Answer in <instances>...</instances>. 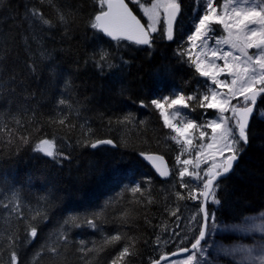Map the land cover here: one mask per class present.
Segmentation results:
<instances>
[{"label": "trees", "instance_id": "16d2710c", "mask_svg": "<svg viewBox=\"0 0 264 264\" xmlns=\"http://www.w3.org/2000/svg\"><path fill=\"white\" fill-rule=\"evenodd\" d=\"M179 2L174 39L168 41L158 31L151 47H137L111 43L89 27L99 11L97 0H0V127L7 124L15 130L11 143L0 131V264L10 261L8 237L17 233L18 245L25 237L24 222L10 214L11 205L2 206L13 193L25 218L38 210L46 213V218L33 221L37 238L16 249L23 264H110L129 239L99 252L81 248H99L105 237L117 233L135 241L136 254L126 258L127 264H151L160 257L155 243L159 231L183 217L190 199L175 195L188 193L179 187L174 167L180 148L169 138L172 133L151 100L177 92L203 93L208 83L179 55L200 3ZM31 9L40 10L55 26L41 24ZM58 12L67 24H60ZM101 49L108 60L97 67ZM188 103L191 107L181 111L198 124L202 117L212 118V111L205 114L195 101ZM128 115L130 123H118ZM247 133L233 172L217 183L220 203L207 205L215 214L211 226L218 231L213 242L226 250L236 245L252 250L263 243L256 238L264 223V95ZM21 136H28L29 142L23 143ZM41 139L54 140L58 155L43 157L34 151ZM104 139L115 146H90V141ZM141 153L162 155L171 169L169 180L159 181L140 160ZM184 180L193 187L188 176ZM136 185L143 194L132 193ZM93 218L95 229L85 223ZM73 220L81 226L75 227ZM248 221L256 230L245 227ZM61 232L68 236L67 244L59 242L56 255L45 249L37 258L42 246ZM163 251L169 254L172 249ZM224 254H215L220 256L218 264H251L241 255L226 259Z\"/></svg>", "mask_w": 264, "mask_h": 264}, {"label": "snow or ice", "instance_id": "6c2138e0", "mask_svg": "<svg viewBox=\"0 0 264 264\" xmlns=\"http://www.w3.org/2000/svg\"><path fill=\"white\" fill-rule=\"evenodd\" d=\"M132 2L139 7L143 13L142 17L138 18L125 0H97L99 11L90 19L89 27L112 41H130L136 45L149 47L152 45V34L158 31L168 41L174 39L175 24L181 13L179 0H132ZM30 11L32 17L41 24L50 28L55 26L52 21L44 17L40 10L31 9ZM196 11L198 15L194 18L192 28L187 35L186 47L179 55L186 57L187 61L195 67V71L207 79L205 91L187 96L183 92H177L171 96H161L159 99L151 100V104L159 111L164 126L175 134L169 138L180 147L176 163L183 167L179 168L177 179L180 181L179 187L188 189V193L187 196L180 192H176L175 195L178 199L198 201L199 212L203 214V223L198 230V235L191 243V248L185 247L180 250L189 254L179 264H203L201 258L205 253V248L202 241L206 240L209 221L214 220L215 216L209 211L207 205L209 201L214 204L220 203L217 197L219 185L216 180L233 168V162L238 159L242 150L239 145L247 144L249 119L254 113L258 97L264 95V0H223L222 3H217V0H202V8L198 7ZM58 20L60 24L68 23L62 12H58ZM214 25L221 26L224 35L217 36ZM221 45H227L229 50H224ZM250 49H255V52L250 53ZM107 60L108 53L101 49L96 62L97 67H102V62H107ZM218 61H223L222 65ZM32 70L35 71V68L33 67ZM225 73L231 78L230 80L219 79ZM220 88H227V93L217 91ZM234 100L237 101L236 104H233ZM188 101H195V106L199 108L216 109L218 115L214 119L209 118L204 123L198 124L181 111V109L191 107ZM65 103L63 99L59 101L61 105ZM145 106L141 102V107ZM226 113L231 115H225ZM177 118L181 119L177 122ZM131 119V115H128L118 123H130ZM15 123L21 125V120L15 119ZM58 123L64 125L65 119H60ZM206 128L212 130L211 142L195 145L197 150L194 156L181 159L186 152L192 151L193 136L189 134V130H199V140L204 141L209 135L204 130ZM0 131L9 136V143L13 142L11 138L15 133L14 129L4 124L0 127ZM20 139L25 144L29 142L28 136H21ZM99 144L115 146L110 139L90 141L92 148H96ZM206 149H214V151L206 154ZM33 150L53 158L58 155L52 139H41ZM225 152L231 155L225 157ZM141 155L155 168L159 176L169 177L171 170L163 156L152 153H141ZM217 156L223 159L217 160ZM202 157H204L203 161H201ZM209 158L213 163L207 169L202 170L201 162L207 163ZM189 165H192L194 169L191 172ZM186 176L197 181L199 187H192L185 182L184 177ZM131 191L133 194H143L140 185L131 188ZM10 205V214L14 213L17 219L24 222L25 237L23 244L19 245L17 242L20 236L17 233L8 237V247L11 250L9 264H23L16 249L18 246L23 247L24 244H30L37 238L38 225L33 221L46 218V213L38 210L30 219L25 218L20 210L19 196L16 193L12 194L7 203L2 204L5 209H8ZM178 210V208L172 210L170 214L175 216ZM95 219H86L85 223L88 227L95 229L97 227ZM73 224L75 227L81 226L75 220ZM256 227L252 225L248 230H256ZM259 230L264 231V223L259 226ZM122 239H129V242L119 250L110 264H127L126 258L136 254L135 241L120 233L105 237L99 248L94 245L86 250L82 247L81 250L85 253L99 252ZM61 241L64 244L68 242V236L64 232L57 235L51 244L43 245L42 250L37 253V258L43 254L45 249L56 255L59 252L57 244ZM157 242H159V237H157ZM80 243L83 245V241ZM239 251L245 252L249 257L252 256L251 249H240ZM161 259H167V257L162 256ZM259 259L260 264H264V255ZM152 264H160V261L153 260Z\"/></svg>", "mask_w": 264, "mask_h": 264}, {"label": "rangeland", "instance_id": "374dc122", "mask_svg": "<svg viewBox=\"0 0 264 264\" xmlns=\"http://www.w3.org/2000/svg\"><path fill=\"white\" fill-rule=\"evenodd\" d=\"M126 2H128V3L130 2L131 4H133L140 11V13L143 16V13L139 9V7L135 3H133L132 0H126ZM222 2H223V0H217V3H222ZM199 3H200V7L202 8V1H200ZM145 20H146V18H145ZM214 28L216 29V35L217 36L224 35L221 26L214 25ZM153 34H155V33H153ZM213 47H215L214 43H213ZM221 47H223L224 50H229L227 45H221ZM249 52L254 53L255 50L250 49ZM218 63H220L222 65L223 61H218ZM194 69H195V67H194ZM197 74H199V73H197ZM219 79L230 80L231 78L228 77L225 73V74H222L219 77ZM217 91L227 93L228 89L227 88H220V89H217ZM239 99L242 100V98H239ZM236 103H237V101L234 100L233 104H236ZM203 109H204L203 113H205L207 111L213 112L212 119L216 118V116L218 115L216 109H207V108H203ZM184 115H186V114L184 113ZM225 115L230 116L231 114L226 113ZM186 116L189 118V115H186ZM180 119L181 118H177V122ZM207 119H209V118L202 117L201 122L199 124L204 123ZM204 130L209 134L207 137H205L204 141L199 140V130H197V129L189 130V134L193 136V147H192V151L190 153L186 152L184 154L185 157L182 159L190 158L191 156H194V152L197 150L195 148V145L200 144V143L206 144V143L211 142V131H212L211 128H206ZM171 135H175V134L172 133ZM205 151H206V154H210L212 151H214V149H212V150L206 149ZM228 155H231V153L225 152L224 156L226 157ZM222 159H223V157L217 156V160H222ZM203 160H204V157L201 158V161H203ZM212 163H213V161L211 160V158H209L207 163L201 162L200 167L202 170L207 169ZM174 167L177 169V174H178L179 168L183 167V165H177V163L175 161ZM188 167H189L190 172L194 170L192 165H189ZM189 179L191 180L193 187H196L198 185L197 181H195L191 177H189ZM210 203L214 204L211 201H209L208 204H210ZM182 214H183V217L181 219L177 220L173 225H170L168 227H164L163 230L159 231L158 236H157V237H159V242H157V238H156L155 243H156V246H157L158 251L160 253V257H162L163 255L168 256L167 252L163 251L166 249L167 246L172 249L171 254L175 253V252H180V250L183 249L185 243H187L190 240H194V238L198 235V230L202 224L201 215L199 212L198 201H193L190 199V201L186 205V207L183 208ZM193 218H195V219H193ZM211 222L212 221H209V230H208V234L206 235V240L202 243L204 245V248H205V253H204L203 257L201 258L203 264H215V263L218 264L216 262V260L218 258H220V256H215V254H217L218 252H222V251L225 254L221 255V256L226 258V259L227 258L233 259L236 255H241L251 264H255V263L260 264L259 258H260V256L264 255V240L262 239V237H264V231L256 238L257 240H261L263 243L254 245L253 249H252V256L249 257V256H247V254L245 252L239 251L240 249H248V248H243L240 245H236V246H233L232 248H227V250H226L225 248H223L219 244L217 245L215 242H213L215 234H217L218 231L216 230V228L211 226ZM244 225L246 228L249 229L250 226L253 225V223L251 221H248ZM243 230H244V228H243ZM259 232H261V231L259 230ZM225 250H226V252H225ZM187 256H188V254L184 257L177 258V259L168 261V262L163 263V264H179V262L186 259ZM160 257H159V259H160Z\"/></svg>", "mask_w": 264, "mask_h": 264}, {"label": "water", "instance_id": "95a60500", "mask_svg": "<svg viewBox=\"0 0 264 264\" xmlns=\"http://www.w3.org/2000/svg\"><path fill=\"white\" fill-rule=\"evenodd\" d=\"M125 2H126V1H125ZM99 34H101L102 37H103L105 40H107V41H109V42H111V43H115V42H116V41H112V40H110V38L104 36L102 33H99ZM121 42H126V43H129V44H132V45L138 46V47H148L147 45H136L135 43L130 42V41H121ZM254 50H255V49H254ZM260 97H261V96H260ZM260 97H258V99H259ZM258 99H257V101H258ZM256 105H257V104H256ZM255 108H256V106H255ZM255 108H254V112H255ZM253 115H254V113H253ZM253 115H252V116L250 117V119H249V125H250V122H251V120H252V118H253ZM249 125H248V128H249ZM247 131H248V129H247ZM242 144H243V143H242ZM100 145H104V146L112 147V145H107V144H100ZM243 145H245V144H243ZM41 154H42V153H41ZM154 154H155V153H154ZM42 155H43V154H42ZM157 155H159V154H157ZM43 156L47 157L46 155H43ZM139 158H140V160L144 163V165L150 169V171L154 174V176H155L159 181H161V182H165V181H167V180L170 178V175H171V174H170L169 177H167V178H163V177L159 176V174L156 172L155 168H153L152 165H151L148 161H146V160L143 158L142 155H140ZM164 159H165V158H164ZM165 162H166L168 168L170 169L169 164H168V162L166 161V159H165ZM237 163H238V159H237L236 161L233 162V168H232L227 174H224V175H222V176H220V177L217 178L216 183L220 182L221 180H224L228 175H230V174L233 172V170H234L235 166L237 165ZM200 215H201V221H202V223H203V219H202L203 214L200 213ZM203 242H204V241H202V243H203ZM190 248H191V246H190ZM190 248H189V249H190ZM187 254H189V253H184V252H181V251H180V252H175V255H173V253H172V254L166 256L167 259H161V257H160L159 261H160V264H163V263H166V262H168V261H171V260H174V259H177V258L184 257V256H186ZM157 260H158V259H157Z\"/></svg>", "mask_w": 264, "mask_h": 264}, {"label": "flooded vegetation", "instance_id": "af4514ba", "mask_svg": "<svg viewBox=\"0 0 264 264\" xmlns=\"http://www.w3.org/2000/svg\"><path fill=\"white\" fill-rule=\"evenodd\" d=\"M199 1H202V0H199Z\"/></svg>", "mask_w": 264, "mask_h": 264}]
</instances>
